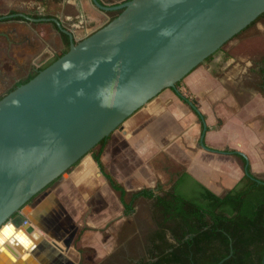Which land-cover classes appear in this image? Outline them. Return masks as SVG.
<instances>
[{
    "label": "crops",
    "instance_id": "0c3cea01",
    "mask_svg": "<svg viewBox=\"0 0 264 264\" xmlns=\"http://www.w3.org/2000/svg\"><path fill=\"white\" fill-rule=\"evenodd\" d=\"M100 1L108 6L126 2ZM7 16L9 20H0V96L64 52L62 33L54 20L73 32L76 41L109 21L92 0H0V17ZM229 55L228 50L220 51L184 80L183 93L196 99L204 120L176 91L166 89L112 134L102 160L129 192L141 190V185L151 189L160 185L168 191L184 179L183 193L190 192L188 187L202 191V185L223 196L245 176L241 158L227 149L245 156L259 178L264 174V95L235 89L239 71L233 66L235 57ZM11 56L14 66L7 69ZM220 70L224 71L221 78L217 76ZM204 123L208 128L204 142L211 150L201 146ZM86 160L82 168L33 200L35 207L26 208L31 211L22 212L2 228L0 264H86L85 248L94 250L97 259L112 253V223L128 216L121 202L114 215L105 197L113 189L93 158ZM25 221L34 226L39 238L24 229ZM70 237L69 249L65 242Z\"/></svg>",
    "mask_w": 264,
    "mask_h": 264
},
{
    "label": "water",
    "instance_id": "95a60500",
    "mask_svg": "<svg viewBox=\"0 0 264 264\" xmlns=\"http://www.w3.org/2000/svg\"><path fill=\"white\" fill-rule=\"evenodd\" d=\"M92 1L102 12L122 13L80 41L54 20L70 37L69 52L0 100V231L137 111L166 89L178 92L179 82L264 14V0ZM207 129L204 123L201 146L211 150ZM23 227L39 238L33 225ZM71 244L72 237L65 242Z\"/></svg>",
    "mask_w": 264,
    "mask_h": 264
},
{
    "label": "trees",
    "instance_id": "16d2710c",
    "mask_svg": "<svg viewBox=\"0 0 264 264\" xmlns=\"http://www.w3.org/2000/svg\"><path fill=\"white\" fill-rule=\"evenodd\" d=\"M121 13L122 10L107 12V24ZM263 16L264 14L248 28ZM6 20L9 19H3ZM62 38L65 50L61 56L68 53L71 47L70 37L62 33ZM61 56L20 81L5 95L0 96V100L31 81ZM257 64L262 76L261 93L264 95V57ZM183 83L181 81L177 84L178 96L186 104L193 102L194 112L204 120L205 116L199 112L196 99L191 100L184 95ZM111 136L102 140L90 154L103 177L118 194L124 215L134 214L141 198L154 201L152 218L156 230L148 237L147 260L139 264H219L231 253V257L222 264H264V182L255 180L258 176L253 173L245 156L226 150L241 158L244 167L248 166L249 175L245 174L238 185L223 196L199 184L202 191L188 187L190 192L183 193L184 179H179L168 191L158 185L156 189L142 188L131 193L107 170L102 160Z\"/></svg>",
    "mask_w": 264,
    "mask_h": 264
},
{
    "label": "rangeland",
    "instance_id": "374dc122",
    "mask_svg": "<svg viewBox=\"0 0 264 264\" xmlns=\"http://www.w3.org/2000/svg\"><path fill=\"white\" fill-rule=\"evenodd\" d=\"M225 50L229 51L230 57H235L233 66L238 67L239 71L237 74L238 87L236 86L235 88L234 86V88L237 91L249 90L261 92L262 76L260 75L257 63L264 57V16L255 25L244 30L224 45L220 51ZM8 59L12 60V56L8 57ZM208 62L210 60L206 63ZM223 73L224 71L220 70L217 76L220 77ZM182 86L184 89V83ZM5 92L3 91L2 95ZM185 96L189 97V93H186ZM80 165L81 163L74 167L71 172L76 168L79 169ZM259 176L264 179V174H260ZM63 178L58 179L50 188L57 186ZM141 188H147V186L141 185ZM105 197L112 204L114 215H117L118 207H121L118 194L113 191ZM153 204V200L141 198L136 204L134 214L125 219L122 217L115 218L111 227L114 233V239L111 241L113 244L112 253L103 259H97L94 250L85 248L82 250L84 262L86 264H139L141 261L147 260L148 237L156 230V224L152 218ZM79 208L82 209L81 204H79ZM85 209H88V207L85 206Z\"/></svg>",
    "mask_w": 264,
    "mask_h": 264
},
{
    "label": "flooded vegetation",
    "instance_id": "af4514ba",
    "mask_svg": "<svg viewBox=\"0 0 264 264\" xmlns=\"http://www.w3.org/2000/svg\"><path fill=\"white\" fill-rule=\"evenodd\" d=\"M10 52H12L11 50H12V48L11 49H8ZM10 52H8L9 54H10ZM11 55V54H10ZM9 62H11V63H9ZM207 62V61H206ZM12 66H14V64H13V61L12 60H9L8 59V63H7V69L9 68H11ZM179 91V90H178ZM8 91H6L3 95H5L6 93H7ZM188 98H190L191 100H192V98L191 97H188ZM257 176V175H256ZM57 181V180H56ZM55 181V182H56ZM54 182V183H55ZM54 183H52L49 187H51Z\"/></svg>",
    "mask_w": 264,
    "mask_h": 264
},
{
    "label": "bare ground",
    "instance_id": "6f19581e",
    "mask_svg": "<svg viewBox=\"0 0 264 264\" xmlns=\"http://www.w3.org/2000/svg\"><path fill=\"white\" fill-rule=\"evenodd\" d=\"M87 158H90L91 160H92V158L90 157V156H88V157H86L83 161H82V166H84L83 165V162L87 159ZM90 160L88 159V160H86V164L89 162ZM92 166V165H91ZM82 168V167H81ZM1 232V231H0Z\"/></svg>",
    "mask_w": 264,
    "mask_h": 264
},
{
    "label": "built area",
    "instance_id": "2783aa9c",
    "mask_svg": "<svg viewBox=\"0 0 264 264\" xmlns=\"http://www.w3.org/2000/svg\"><path fill=\"white\" fill-rule=\"evenodd\" d=\"M27 223H29V222H28V221H25V222H24V224H27Z\"/></svg>",
    "mask_w": 264,
    "mask_h": 264
}]
</instances>
